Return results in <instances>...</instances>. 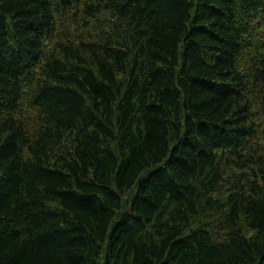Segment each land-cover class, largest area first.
<instances>
[{
  "label": "trees",
  "instance_id": "trees-1",
  "mask_svg": "<svg viewBox=\"0 0 264 264\" xmlns=\"http://www.w3.org/2000/svg\"><path fill=\"white\" fill-rule=\"evenodd\" d=\"M264 0H0V264H264Z\"/></svg>",
  "mask_w": 264,
  "mask_h": 264
},
{
  "label": "rangeland",
  "instance_id": "rangeland-1",
  "mask_svg": "<svg viewBox=\"0 0 264 264\" xmlns=\"http://www.w3.org/2000/svg\"><path fill=\"white\" fill-rule=\"evenodd\" d=\"M264 27V26H263Z\"/></svg>",
  "mask_w": 264,
  "mask_h": 264
}]
</instances>
